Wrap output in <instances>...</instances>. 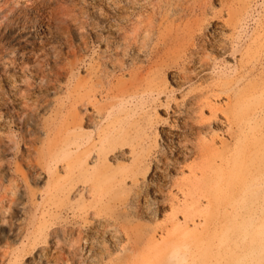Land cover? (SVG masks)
I'll list each match as a JSON object with an SVG mask.
<instances>
[{"label":"rangeland","instance_id":"rangeland-1","mask_svg":"<svg viewBox=\"0 0 264 264\" xmlns=\"http://www.w3.org/2000/svg\"><path fill=\"white\" fill-rule=\"evenodd\" d=\"M61 260L264 261V0H0V264Z\"/></svg>","mask_w":264,"mask_h":264},{"label":"snow or ice","instance_id":"snow-or-ice-1","mask_svg":"<svg viewBox=\"0 0 264 264\" xmlns=\"http://www.w3.org/2000/svg\"><path fill=\"white\" fill-rule=\"evenodd\" d=\"M47 71L48 70L46 69L45 74H47ZM56 72H57V75H59L61 80H62L64 78L65 73L62 71H59V70H56ZM59 264H65V262L63 260H61V261H59ZM261 264H264V261H262Z\"/></svg>","mask_w":264,"mask_h":264}]
</instances>
